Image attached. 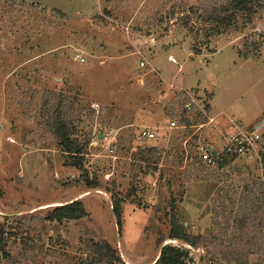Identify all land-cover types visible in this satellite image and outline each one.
I'll return each instance as SVG.
<instances>
[{"label": "rangeland", "instance_id": "rangeland-1", "mask_svg": "<svg viewBox=\"0 0 264 264\" xmlns=\"http://www.w3.org/2000/svg\"><path fill=\"white\" fill-rule=\"evenodd\" d=\"M221 1L0 0V264H153L159 239L186 248V264H239L233 248L264 244L236 213L215 216L264 178V0L208 32ZM56 107L82 169L53 132ZM144 125L154 137L139 135ZM251 127L252 154L221 167L199 158L224 131ZM84 169L98 188L85 190ZM73 199L85 216L44 218ZM173 214L195 244L168 237ZM102 240L122 260L98 254ZM257 252L248 263L264 264Z\"/></svg>", "mask_w": 264, "mask_h": 264}, {"label": "trees", "instance_id": "trees-1", "mask_svg": "<svg viewBox=\"0 0 264 264\" xmlns=\"http://www.w3.org/2000/svg\"><path fill=\"white\" fill-rule=\"evenodd\" d=\"M254 1L259 0H223L219 5H215L212 10L206 15L205 19L209 22L210 26L208 32L219 33L222 29H227L231 25L235 24L238 13L240 12H253ZM207 33V32H206ZM210 34V33H209ZM255 48H258L257 41L254 42ZM192 49L199 52V48L194 44ZM58 115L51 122L53 132L56 134L57 138L60 140L63 150L69 154L73 160L72 163L78 168L82 169V159L81 145L75 142L70 137V132L68 130L67 123L60 118L62 115L60 108H55ZM152 151H155V147H151ZM232 157L226 154H220L216 157L215 163L217 167H221L227 163ZM261 165L264 169V154L261 158ZM86 169H84V186L85 190L92 188H98L99 181L96 178L89 179L86 175ZM242 192L240 193L239 200L235 201L229 198V202L220 203V208L216 212V217L221 214L226 213L227 216L235 214V226L238 229H244L247 223L251 222L252 232L256 238H263L264 240V178L255 177L252 184H243ZM225 191V186L221 189ZM238 202V203H237ZM112 211L116 218V224L118 228L121 227V203L120 199L116 198L112 201ZM87 214L85 206L80 199H73L66 203L56 204L53 207L47 209L44 218L48 220H61L63 218H80ZM171 227L168 233L169 238L178 239L182 242L188 244H195L200 238L199 235L188 233L183 228V223L178 222L176 216L173 214L171 221ZM255 238V239H256ZM2 236L0 234V241H2ZM163 243V239H159V255L153 264H186L188 258V250L181 246H177L171 243ZM255 245V249H249L252 253L255 250L259 251L258 256L259 261L264 258V244L252 243ZM3 247V243H2ZM94 250L104 256L108 261L122 260L118 248L112 245L107 240L93 241ZM235 250V251H234ZM239 252V253H238ZM232 253L240 254L242 256V261L239 264H253V262L248 263L250 253H240V251L235 248L232 249ZM94 259V258H93ZM96 261V259H94ZM262 263V262H260Z\"/></svg>", "mask_w": 264, "mask_h": 264}, {"label": "built area", "instance_id": "built-area-1", "mask_svg": "<svg viewBox=\"0 0 264 264\" xmlns=\"http://www.w3.org/2000/svg\"><path fill=\"white\" fill-rule=\"evenodd\" d=\"M191 101L183 103V109L191 108ZM178 126L176 118L170 119V126ZM138 133L141 137L152 138L156 132L149 126H140ZM224 142L221 149H216L213 145L207 144L205 147H198L199 158L207 164L215 163L216 157L220 154H226L231 157L248 156L254 152L256 141L260 139L259 128L251 127L249 129L229 130L223 132ZM216 151L214 153L213 151Z\"/></svg>", "mask_w": 264, "mask_h": 264}, {"label": "water", "instance_id": "water-1", "mask_svg": "<svg viewBox=\"0 0 264 264\" xmlns=\"http://www.w3.org/2000/svg\"><path fill=\"white\" fill-rule=\"evenodd\" d=\"M213 152L216 153L215 150H214ZM167 242H168V241H163V243L161 244V246H162L163 244L167 243Z\"/></svg>", "mask_w": 264, "mask_h": 264}, {"label": "crops", "instance_id": "crops-1", "mask_svg": "<svg viewBox=\"0 0 264 264\" xmlns=\"http://www.w3.org/2000/svg\"><path fill=\"white\" fill-rule=\"evenodd\" d=\"M214 146V145H213Z\"/></svg>", "mask_w": 264, "mask_h": 264}]
</instances>
